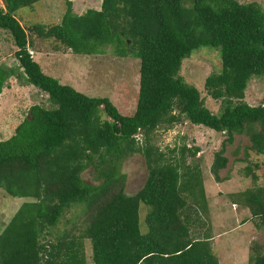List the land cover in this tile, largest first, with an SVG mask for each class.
Here are the masks:
<instances>
[{
    "label": "trees",
    "instance_id": "16d2710c",
    "mask_svg": "<svg viewBox=\"0 0 264 264\" xmlns=\"http://www.w3.org/2000/svg\"><path fill=\"white\" fill-rule=\"evenodd\" d=\"M41 0H3L0 29L17 47V66L0 65V94L12 76L48 94L50 107L34 104L15 133L0 141V187L25 197L0 233V264H87L85 239H91L94 264H220L210 228L195 237L192 228L206 225L209 212L203 170L187 161L201 148L186 145L170 156L153 142L158 128L190 121L225 139L211 171L217 181L229 164L227 147L245 135L244 159L264 154V102L245 101L254 76L264 75V10L257 2L239 0H102L99 9L79 13L74 0L54 25L26 27L19 9ZM34 36L55 40V49L95 54L111 46L120 56L140 60L137 104L121 113L109 97H91L47 74L31 55ZM61 45V46H60ZM202 46H212L222 69L206 78L209 95L222 100L219 113L201 91L180 75L183 60ZM23 80V81H22ZM105 114V117L103 115ZM141 135L142 137H138ZM236 152V151H235ZM141 154L148 176L136 193L125 191L122 162ZM93 166L99 184L82 172ZM259 162L245 167L253 187L230 192L233 204L247 207L264 229V181L258 184ZM86 207V227L53 233L74 204ZM149 206L142 232L140 208ZM250 264H264V243L253 247Z\"/></svg>",
    "mask_w": 264,
    "mask_h": 264
},
{
    "label": "rangeland",
    "instance_id": "374dc122",
    "mask_svg": "<svg viewBox=\"0 0 264 264\" xmlns=\"http://www.w3.org/2000/svg\"><path fill=\"white\" fill-rule=\"evenodd\" d=\"M185 4L190 6L191 3ZM242 3L257 2L264 10V0H239ZM74 9L82 13L90 8L99 9L102 0H74ZM0 5L4 6L3 0ZM65 0H41L34 7H24L18 10L17 16L26 27L37 23L45 25L58 24L66 12ZM32 37L34 32H29ZM33 50L35 59L41 64L47 74L58 78L61 83L69 84L77 90L91 97H109L117 105L121 113L130 115L134 112L137 104L140 84V60L133 55L120 56L111 46H105L104 51L95 54L74 53L71 49L56 50L55 40H45L34 36ZM212 46H202L198 51L183 60L180 70L185 80L196 86L205 100L206 105L215 113L222 109V100L212 98L206 90V78L219 73L222 69V59L218 50ZM17 50L13 37L5 30L0 29V65L17 66L19 61L15 57ZM3 56L6 60L2 62ZM11 64V65H10ZM23 81V80H22ZM20 88L12 94H4V101L0 104L7 105L6 110L12 111L13 118L25 116L30 112L33 104H42L50 107L48 94L33 84H22L16 76H12L5 88ZM245 101L252 105L264 102V75L254 76L248 83ZM17 110V112H15ZM8 116L7 111L2 113ZM16 115V116H15ZM105 117V114L103 115ZM2 123V121L0 122ZM11 124L10 126H12ZM10 126H3L0 136L6 140L10 136ZM3 135V136H2ZM138 137H142L138 135ZM225 139L223 133H219L204 125L193 124L184 121L171 129L158 128L154 133L153 142L170 156L181 155L180 151L171 153L170 150L186 145L188 148L196 146L201 148L197 157H191L186 152L187 161L200 164L203 170L205 190L209 201V212L204 215L206 225L195 226L192 232L195 237H203L204 230L210 228L213 236L212 248L219 258L220 264H250V255L254 252L253 247L264 243V229L255 224V219L250 210L242 205L233 204L229 199L230 192H239L251 188L255 182L252 177L245 174V167L250 163L259 162L262 167L257 170L259 175L258 184L264 181V154L252 152L249 160L244 159V145L250 143L245 135H237L232 145L227 147L226 155L230 161L226 168L220 172L224 180L217 181L211 171L216 152L222 147ZM236 151V152H235ZM120 171L125 175V191L136 193L140 190L148 176V169L144 157L135 153L127 157L120 166ZM98 171L93 166L85 169L82 176L87 183L99 184ZM28 199L25 197L12 196L5 187H0V233L4 225L11 220L13 214L21 204ZM150 207L142 205L140 208L141 230L147 231L146 213ZM86 207L83 203L74 204L69 208L59 223L53 229V233L74 230V234L80 235L85 227ZM85 252L87 264H94L93 246L91 239H85Z\"/></svg>",
    "mask_w": 264,
    "mask_h": 264
},
{
    "label": "crops",
    "instance_id": "0c3cea01",
    "mask_svg": "<svg viewBox=\"0 0 264 264\" xmlns=\"http://www.w3.org/2000/svg\"><path fill=\"white\" fill-rule=\"evenodd\" d=\"M33 49V47H31ZM6 56H3L2 58V62L6 60ZM11 65V64H10ZM18 90V92L20 93L21 92V89L20 88H17L16 89H13L12 86L9 87V88H4L3 89V92L0 94V100L2 99V101H4L6 98L3 99V95L6 94V93H10L12 95H14V92ZM34 105V104H33ZM32 106V105H31ZM6 107L7 105L4 103L3 105L0 104V122L2 121V123H0V127H3V126H10L11 124H13L12 126H10V129H4V130H9L10 133H8V135L10 136L14 131L15 129L17 128V126L27 117L29 116V113L26 114L25 116H16L18 118H20L18 121L17 119H14L13 118V113L10 110H6ZM31 108V107H30ZM30 110V109H29ZM4 111H7V114L8 116H3L2 113H4ZM15 112H17V110H15ZM2 132H5L3 131V129H0V136H1V133ZM15 133V132H14ZM13 133V134H14ZM3 136V135H2ZM11 137V136H10ZM206 187V186H205ZM209 197V196H208Z\"/></svg>",
    "mask_w": 264,
    "mask_h": 264
},
{
    "label": "built area",
    "instance_id": "2783aa9c",
    "mask_svg": "<svg viewBox=\"0 0 264 264\" xmlns=\"http://www.w3.org/2000/svg\"><path fill=\"white\" fill-rule=\"evenodd\" d=\"M28 51L30 52L31 55L35 54L34 50L31 47H28Z\"/></svg>",
    "mask_w": 264,
    "mask_h": 264
}]
</instances>
